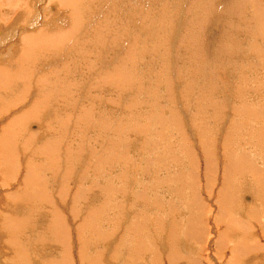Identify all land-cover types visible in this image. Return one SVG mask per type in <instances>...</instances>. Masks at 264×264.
<instances>
[{"label": "rangeland", "instance_id": "obj_1", "mask_svg": "<svg viewBox=\"0 0 264 264\" xmlns=\"http://www.w3.org/2000/svg\"><path fill=\"white\" fill-rule=\"evenodd\" d=\"M23 2L0 0V40L6 35V42L12 40V44L6 46V54L0 51V57H4L0 64L6 65H0V71L2 67L8 69V60L17 58L19 52L25 50L22 36L38 35L39 30H43L40 35L44 31L49 35L44 33L43 37L53 35L47 29L54 27L53 19L49 20V17L57 11V0ZM257 2L264 7V0H238V4L231 7L232 0H84L76 4L80 12L74 13V19L70 21L69 18L67 22L72 29L71 39H68V43H72L69 44V56L62 57L61 51H52L57 48L44 42L42 47H45L37 54L38 62L35 61L32 72L30 70L32 74L29 72L33 78L25 76V80L31 79L32 83L24 81L26 89L23 93H6L0 103V108L4 104L10 105L15 115H19L33 100L41 99L43 115L38 119H27L24 133H19L17 126L0 131V152L2 145H7V157L14 166L12 172L17 169L15 172H19L20 177L25 175L31 161L33 173H42L45 178L41 188L46 190L47 197L57 188L55 179L61 182L65 174L68 177L59 183L60 193L58 188L57 191L59 208L71 209L66 220L69 229L65 231L61 227L56 235H49V230L43 233L50 224L47 216L43 218L37 213L44 205L39 206L37 202L36 208L26 210L29 212L26 218L30 219L28 225L23 232L16 231L13 236L27 253L28 264H48L47 259L53 255L47 256L48 253L59 243L68 248L65 255L71 260L70 264H83L84 261L85 264H183V261L193 264L197 256H201V264L225 263L230 253L219 259L214 248L215 235L218 229L223 230L221 224V228L216 226L214 216L219 215L220 207L242 208L243 204H251L259 198V193L264 192L258 183L264 180V21L263 24L258 21L256 6L254 8ZM237 5L238 10L229 12V8ZM260 13L264 14L262 9ZM250 16L252 18L246 19ZM14 33L19 37L22 34L21 39ZM47 37L45 41L49 42ZM73 40L76 41L74 45ZM53 74L68 75V85L63 84L62 76H57L62 81L53 82V86L52 80L49 82ZM36 75L42 85L37 83ZM12 78L8 75V79ZM54 90L63 91L54 96L53 92H58ZM259 111L262 116H252ZM15 115H6V118ZM3 120L0 119V126ZM28 124L34 126V131ZM15 131L19 133L16 136ZM20 135L25 137L20 138ZM249 147L255 149L258 156H253ZM204 148L206 152L215 153L212 158L214 171L207 178L202 168L205 162L199 156L204 155L201 150ZM224 150L228 154L223 156ZM225 161L227 171L232 174L227 179L230 181L226 180L229 186L222 196L226 198L224 200L218 197L217 191L222 186V176H226L222 169ZM11 180L6 189L2 187L1 190L16 188V183ZM52 201L53 198L49 199L44 206L45 212L59 209ZM219 202L220 206L217 205ZM1 206L0 213H10L5 205ZM241 213L239 211V215ZM49 218L52 223L51 214ZM195 224L197 228L205 229L200 242L193 238L197 233L196 230L192 232ZM257 224L256 220L252 226L249 223L255 232ZM7 234H0V264H10L6 257L14 253L11 246L7 247L9 237L12 243L11 232L10 236ZM253 234L252 239L264 244V237L259 238L261 234L259 237L257 233ZM240 240V237L231 239L233 248L244 246V237ZM60 251L58 256L62 258L64 251ZM253 255L247 257L254 260L253 264L264 259V253ZM233 256L237 264H246V258L237 261L239 255Z\"/></svg>", "mask_w": 264, "mask_h": 264}, {"label": "bare ground", "instance_id": "obj_2", "mask_svg": "<svg viewBox=\"0 0 264 264\" xmlns=\"http://www.w3.org/2000/svg\"><path fill=\"white\" fill-rule=\"evenodd\" d=\"M24 1V0H23ZM23 1H20V0H17V3H23L24 4V2ZM42 1H45V0H42ZM84 0H57V4H56V6H57V11H56V13H52L51 14V17H49V20L50 19H53V23H54V27L53 28H49V29H47L49 32L48 33H51V34H53L51 37H47V40H49V42L48 41H45V39H46V37H43L44 35V33H46L45 31H44V33L42 34V35H40L41 33H42V31L41 30H39V33H37L36 32V34H38V35H33L32 36V34L30 35L31 37H24V36H22V38H23V41H24V44H25V50L24 51H20L19 52V54L17 55L18 57L17 58H12L11 60H8V62H9V65H7V67H8V69H5V67H2V71H0V103H1V101L3 100V98H2V96H5V94L6 93H8L9 94V92H14V91H18V93L20 92V94L21 93H23L24 92V89H26V84H27V81H31V79H29V80H25V76L26 77H32L33 78V76L34 75H30L29 74V72H30V70L32 69V67H33V63L35 62V61H37L36 59H38L39 57V55H37V54H39V49L40 48H44V47H42V45H44V42H46V44L48 45L49 43H51L50 45H52V47H56L57 49H55L54 50V48L52 49V51H56V50H58V53L60 52V53H62V54H60L62 57H65V56H69V54H70V52H68L71 48V46L69 45V44H72V43H68V39L70 38L71 39V30L72 29H70L69 28V25H67V22L69 21L68 19L70 18L71 20L70 21H72V19H74L73 18V15H74V13H78V12H80L79 10H78V8H77V5L76 4H79V3H82ZM207 1V0H206ZM252 1H254L255 2V0H252ZM238 2V0H232V3H230L229 4V7H231L232 5H234V4H236ZM16 3V5H15V7H17L18 6V4ZM41 3V2H40ZM48 3H49V1H48ZM205 3H207V2H205ZM241 3V2H240ZM259 2H257L255 5H254V8H255V6H256V8L255 9H257L256 11H257V17L259 18V22L261 21V24H263L262 22L264 21V14L263 13H260V9H262L263 10V12H264V7L262 6V5H260V4H258ZM42 4V3H41ZM238 4V3H237ZM251 4V3H250ZM61 5H62V7L64 8H61ZM207 5H208V3H207ZM210 5V4H209ZM260 5V6H259ZM20 6V5H19ZM23 6V5H22ZM22 6H20L19 8H21ZM44 6V5H43ZM83 6V5H82ZM39 7V6H38ZM37 7V9L39 10L40 8H38ZM52 7V6H51ZM78 7H80V6H78ZM121 7V6H120ZM23 8H24V6H23ZM17 10H18V8H16ZM37 9H35L36 11H37ZM52 9H54L53 7H52ZM80 9H81V7H80ZM238 10V5L237 6H235L234 8L232 7V9L231 8H229V12L230 11H232V10ZM20 10H22V9H20ZM41 10V9H40ZM39 10V11H40ZM226 10H227V8H226ZM251 10H252V8H251ZM84 12H85V10H83ZM130 11V10H129ZM19 12V11H18ZM83 12V13H84ZM39 13V12H38ZM36 14V13H35ZM57 14H59V15H57ZM56 15V16H55ZM83 15V14H82ZM87 15V14H86ZM180 15V14H179ZM250 15H252V14H250ZM38 16H39V14H38ZM253 16V15H252ZM84 17H85V15H84ZM2 18V17H1ZM11 18V17H10ZM20 18V17H19ZM90 18V17H89ZM246 18V17H245ZM250 18H252L251 16L250 17H247L246 19H250ZM4 19V18H3ZM101 19V18H100ZM128 19V18H127ZM200 19V18H199ZM8 20V19H7ZM6 20V21H7ZM12 21V20H11ZM256 21V20H255ZM258 21H256V22H258ZM8 22V21H7ZM36 22V21H35ZM34 22V23H35ZM39 22V21H38ZM43 22V21H42ZM51 22H52V20H51ZM248 22V21H247ZM258 22V23H259ZM33 23V22H32ZM40 23V22H39ZM39 23H37L36 25L37 26H35V29L38 27V24ZM87 24V23H86ZM233 24V23H232ZM246 24V23H245ZM260 24V25H261ZM16 25H18V23L16 24ZM22 25H24L23 23H22ZM30 25V24H29ZM33 25H35V24H33ZM247 25V24H246ZM21 26V25H20ZM75 26V25H74ZM73 26V27H74ZM237 26V25H236ZM244 26V25H243ZM252 26H254V25H252ZM34 27V26H33ZM151 27V26H150ZM232 27V26H231ZM248 27H249V25H248ZM259 27V26H258ZM17 28H19V27H17ZM179 28V27H178ZM242 28V27H241ZM245 28V27H244ZM256 28V27H255ZM262 28H264V24H263V27ZM6 29H8V28H6ZM12 29V28H11ZM11 29H10V32H11ZM14 29V28H13ZM16 29V28H15ZM15 29H14V31H15ZM35 29H33V32H34V30ZM44 29V28H43ZM261 29V28H260ZM17 30V29H16ZM22 30V29H21ZM46 30V29H45ZM77 30V29H76ZM95 30V29H94ZM263 30V29H262ZM18 31V30H17ZM31 31V30H30ZM41 31V32H40ZM83 31V30H82ZM242 31V30H241ZM9 32V31H8ZM7 32V33H8ZM13 32V31H12ZM12 32H11V34H12ZM25 32V31H24ZM185 32V31H184ZM245 32H246V30H245ZM22 33V32H21ZM98 33H99V31H98ZM195 33V32H194ZM252 33V32H251ZM259 33V32H258ZM263 33V32H262ZM9 34V33H8ZM47 34V33H46ZM45 34V35H46ZM75 34V33H74ZM120 34V33H119ZM1 35V34H0ZM14 35H16L17 36V33H14ZM22 35V34H21ZM21 35H20V37H21ZM48 35V34H47ZM102 35V34H101ZM2 36V35H1ZM8 36H10V35H8ZM13 36V35H12ZM15 36V37H16ZM49 36V35H48ZM104 36H105V34H104ZM254 36V35H253ZM6 37H7V35L5 36V37H3V38H1L2 40H0V51H2V53L4 54H6V51H7V47L10 45V44H12L11 42H12V40L11 41H7L6 42ZM11 37V36H10ZM17 37H19V36H17ZM16 37V38H17ZM19 37V38H20ZM83 37V36H82ZM109 37V36H108ZM12 38V37H11ZM80 38V37H79ZM78 38V39H79ZM84 38H87V36H84ZM101 38V37H100ZM102 38H104L103 37V35H102ZM113 38V37H112ZM182 38H183V36H182ZM256 38H258V37H256ZM9 38H7V40H8ZM21 39V38H20ZM75 39V38H74ZM77 39V40H78ZM82 39V38H81ZM216 39V38H215ZM18 40V39H17ZM84 40H86V39H84ZM102 40V39H101ZM100 40V41H101ZM73 41H75V40H73ZM81 41V40H80ZM245 41V40H244ZM17 42V41H16ZM48 42V43H47ZM82 42V41H81ZM256 42H257V40H256ZM76 43V41L73 43V45ZM96 43V42H95ZM93 44V43H92ZM7 46V47H6ZM12 46V45H11ZM10 46V47H11ZM41 46V47H40ZM49 46V45H48ZM79 46V45H78ZM18 47V46H17ZM51 48V47H50ZM73 48H74V46H73ZM10 49V48H9ZM18 49V48H17ZM47 49V48H46ZM87 49V48H86ZM42 50V49H41ZM45 50V49H44ZM81 50H83V48L81 49ZM215 50V49H214ZM255 50V49H254ZM48 51V50H47ZM52 51L50 52V50H49V53H51L52 54ZM85 52V51H84ZM41 53V52H40ZM45 53V52H44ZM56 53V52H55ZM88 53V52H87ZM16 54V53H15ZM43 54V53H42ZM51 54H50V56H51ZM53 54H54V52H53ZM44 55V54H43ZM43 55H40V56H42L43 58H44V56ZM59 55V54H58ZM75 55V54H74ZM76 55H77V53H76ZM82 55V54H81ZM2 56V55H1ZM55 56H56V54H55ZM12 57V56H11ZM47 57H48V55H47ZM52 57V56H51ZM78 57V56H77ZM54 58H58V57H54ZM54 58H53V60H54ZM3 59H4V57H0V62L1 61H3ZM223 59V58H222ZM67 60H68V58H67ZM77 60V59H76ZM7 61V60H6ZM49 61H50V59H49ZM55 61V60H54ZM114 61V60H113ZM25 62H26V65H25ZM38 62V61H37ZM65 62H68V61H65ZM75 62H77V61H75ZM50 63V62H49ZM54 64H55V62H53ZM61 63V62H60ZM62 63H64V60H63V62ZM61 63V64H62ZM2 64L3 63H1L0 65L2 66ZM54 64H52L53 66H56V65H54ZM105 64V63H104ZM5 64H3V66H4ZM106 65V64H105ZM216 65H217V63H216ZM1 66H0V70H1ZM6 66V65H5ZM63 67H64V65H62ZM61 66V67H62ZM66 66V65H65ZM69 66V65H68ZM36 67V66H35ZM57 67V66H56ZM62 67V68H63ZM70 67V66H69ZM69 67H67L66 66V68H69ZM34 68V67H33ZM61 68V69H62ZM65 68V67H64ZM63 68V69H64ZM260 68V67H259ZM37 69H39V68H37ZM54 69H57V68H55L54 67ZM62 69V70H63ZM71 69V68H70ZM242 69V68H241ZM35 70H36V68H35ZM35 70H33V72L35 71ZM41 70V69H40ZM40 70H38V71H40ZM48 70H50L51 71V69L49 68ZM58 70H59V67H58ZM67 70H69V69H67ZM66 70V71H67ZM37 71V70H36ZM113 71V70H112ZM31 72H32V70H31ZM30 72V73H31ZM49 72V71H48ZM47 72V74L49 75V73ZM56 72H57V70H56ZM71 72V71H70ZM69 72V73H70ZM89 72V71H88ZM38 73V72H37ZM52 73H54V71L52 72ZM52 73H50L51 75H52ZM57 73H59V72H57ZM62 73V72H61ZM29 74V75H28ZM32 74V73H31ZM63 74V73H62ZM65 74V73H64ZM68 74V73H67ZM8 75H12L13 76V78L12 79H8ZM39 75V74H38ZM38 75H36L37 77H38V81H37V83H39V84H41V81L39 80L40 78H39V76ZM69 75V74H68ZM68 75H66L67 77H68ZM61 77L60 75H56V74H53V78L52 79H49V82H51L50 80H52V84H53V82H57V80H59V79H61V78H59V79H57L58 77ZM66 76L65 75H63L62 77L65 79V81L67 80V79H69V77L68 78H66ZM40 77L41 78H44L45 79V76H41L40 75ZM47 77V76H46ZM50 78V77H49ZM62 78V79H63ZM16 79H21V80H16ZM44 79H42V82L44 81ZM47 79V78H46ZM48 80V79H47ZM24 81H26V84H23L24 83ZM60 81H62V80H59V82ZM65 81L63 80L62 82H64L63 84L65 85H68V82L66 81V83H65ZM48 82V81H47ZM30 83H32V81L30 82ZM38 84V85H39ZM49 84V83H48ZM52 84H50V86H52ZM42 85V84H41ZM57 85V84H56ZM34 86H35V84H34ZM44 86V85H43ZM45 86H47L46 84H45ZM44 86V87H45ZM53 86H54V84H53ZM10 87V88H9ZM15 87V88H14ZM40 87V86H39ZM35 88V87H34ZM37 88V87H36ZM42 88V86L40 87V89ZM46 88H49V87H46ZM45 89V88H44ZM51 89V88H50ZM49 89V90H50ZM187 89V88H186ZM36 90V89H35ZM42 90V89H41ZM83 90V89H82ZM23 91V92H22ZM45 91H47V90H45ZM54 91H58L57 93H55V92H53L54 94V96L55 95H57V94H59L61 91H63V90H54ZM32 92V91H31ZM44 92V91H43ZM50 92V95H52V93H51V91H49ZM26 93V92H25ZM69 93V92H68ZM14 94V93H13ZM47 94H48V91H47ZM221 94V93H220ZM33 95H35L34 94V92H33ZM41 95V94H40ZM38 96V97H41V98H43L42 96ZM65 95V94H64ZM16 96V95H15ZM46 96V95H45ZM71 96V95H70ZM64 97V96H63ZM17 98V97H16ZM56 98V97H55ZM252 98V97H251ZM48 99V98H47ZM9 100V99H8ZM58 100V99H57ZM60 100H62V99H60ZM66 100V99H65ZM57 102V101H56ZM260 102V101H259ZM7 103H8V101H7ZM9 103H11V102H9ZM19 103V102H18ZM17 103V105H19ZM198 103V102H197ZM53 104V103H52ZM69 104V103H68ZM15 105V104H14ZM23 105V104H22ZM22 105H21V107H22ZM55 105V104H54ZM64 105V104H63ZM236 105V104H235ZM52 106V105H51ZM192 106V105H191ZM257 106V105H256ZM44 107H45V105H44ZM195 107V106H194ZM14 108H16V106H14ZM24 108V107H23ZM46 108V107H45ZM54 108V107H53ZM61 108V107H60ZM11 109H13V107L11 106L10 107V105H3L1 108H0V119L1 118H3L4 120H3V124L0 126V131L1 132H4L5 130H6V128H9V127H11L12 128V126H17L19 129V133H24V131H25V129H27V127H26V120L28 119V121H29V118H31V119H33V118H35V119H38V118H40L43 114H41L42 112H41V99H39V100H33L31 103H30V107L26 110V111H23L21 114H16V115H18V116H16L15 115V112H13V110H11ZM20 109V108H19ZM55 109V108H54ZM260 110V109H259ZM63 111V110H62ZM241 111V110H240ZM253 111V110H252ZM256 111V110H255ZM52 113V112H51ZM66 113V112H65ZM159 113V112H158ZM252 113H254V112H252ZM261 112L259 111V112H257V113H254V114H252V116H262V114H260ZM15 115L13 118H10L9 117V119L7 120V118L6 117H8V116H6V115ZM46 114V113H45ZM44 114V115H45ZM49 114V113H48ZM53 114V113H52ZM48 116V115H47ZM51 116V114H49V117ZM161 116V115H160ZM170 116V115H169ZM229 116V115H228ZM231 116V115H230ZM53 117V116H52ZM260 118V117H259ZM43 119H45V117L43 118ZM42 119V120H43ZM59 119V118H58ZM257 119V118H256ZM164 120V119H163ZM46 121V120H45ZM49 121V120H48ZM59 121V120H58ZM6 122V124H4ZM232 122V121H231ZM230 122V123H231ZM233 122H234V120H233ZM260 122V121H259ZM28 123V122H27ZM49 123H51V122H49ZM169 123V122H168ZM244 123V122H243ZM31 124V123H30ZM234 124V123H233ZM29 125V124H28ZM43 125V124H42ZM231 125H232V123H231ZM256 125V124H255ZM45 127V126H44ZM231 127V126H230ZM14 128H16V127H14ZM29 129H31L32 131H34L33 129H34V126L33 125H29ZM52 129V128H51ZM14 130H16V129H13V131ZM46 130V129H45ZM44 130V131H45ZM55 130V129H54ZM17 131V130H16ZM15 131V135L14 136H16V135H18L19 133L18 132H16ZM20 131H22V132H20ZM29 131V130H28ZM42 131V130H41ZM40 131V132H41ZM51 131V130H50ZM53 131V130H52ZM254 131V130H253ZM9 133V132H8ZM30 133V132H29ZM11 134H12V132H11ZM41 134H43V133H41ZM45 134V133H44ZM256 134V133H255ZM264 134V133H263ZM13 135V134H12ZM262 135V134H261ZM260 135V136H261ZM22 136H24V135H20V138L22 137ZM32 136H34V135H32ZM32 136L30 137V139H32ZM7 137H9V136H7ZM12 137V136H11ZM10 137V138H11ZM25 137V136H24ZM23 137V138H24ZM45 137V136H44ZM264 137V136H263ZM263 137H261V138H263ZM260 137L258 138V139H261ZM35 139V136H34V138H33V140ZM38 139H40V138H38ZM37 139V140H38ZM264 140V139H263ZM16 141V140H15ZM35 141V140H34ZM40 141V140H39ZM38 141V142H39ZM182 141V140H181ZM22 142V141H21ZM0 143H2V141L0 142ZM28 143H29V141H28ZM32 143V142H31ZM50 143V142H49ZM256 143V142H255ZM257 143H259V142H257ZM54 144V143H53ZM262 144H263V141H262ZM32 145V144H31ZM35 145H39V144H35ZM6 146L7 145H2V147H1V152H0V164L2 165H0L1 167H0V174H2V176H0V201H1V205H5V208H7V211H9L10 213H0V232L2 231V233H0V234H2L3 236H5L4 234H6L7 232H8V236H10V232H11V235H12V243H10V237L8 238V240H6V241H8V243L9 244H7V242H5L6 244H7V247L8 246H11L13 249H14V253H13V256L10 254V255H8L7 257H6V259H7V262L9 261L10 262V264H28L29 262L26 260V258L28 257V255H27V253L25 252V251H23V249H22V246H18V245H20V244H17L14 240H13V236L15 235V232L16 231H19V232H23V229H24V227L26 226V225H28V223H29V220L30 219H27L26 218V215L27 214H29V212L27 211L26 212V210H32V209H34V208H36L37 206L35 205L37 202L39 203V206L41 205V203H44V205L42 206V207H40V208H42L41 210H39L37 213H41V217H43V218H45L46 216H47V219H48V225L50 224V226L48 227L49 229H50V227H52V229H54V230H57L58 231V229L60 230V229H62L61 227H63L64 228V230L66 231L67 229H69V226H68V224H66V220L68 219V216H69V214H70V210L71 209H68V208H59L60 207V204H58V202H59V198H58V194L60 193V189H61V187H59V186H61V184H62V180L64 179L65 181L68 179V177L66 176V174H65V177L67 178V179H65V177H63V179H61V182H58V180L57 179H55V182H54V185L58 188V191H59V193H58V191H57V188H56V190L55 191H53L54 192V194L53 193H51V192H49V197H47L46 196V190L45 189H43V188H41V185H42V183H43V179H45L44 178V176H43V174L41 173H39L38 175L37 174H35V173H33V171H32V168H33V165L31 164L32 162L30 161V159H28L29 161H30V163H29V165H27L28 164V162H27V170L25 171V175H21V177L19 176V172H12V170H14V166H13V164H12V162L10 161V159L7 157V151L5 150V148H6ZM36 146V147H37ZM218 146V145H217ZM158 147V146H157ZM30 148V147H29ZM57 148V147H56ZM98 148V147H97ZM261 148V147H260ZM206 148H204V149H201L202 150V152L204 153V155L203 154H199V156H201L202 157V161H204L205 163H204V165H202V168H204V172H205V178H207L208 176H210L211 177V174H212V171H214L213 170V164H214V159H212L213 158V153H211V151H204ZM233 149H237V148H233ZM13 150H15V149H13ZM200 150V149H199ZM199 150H198V152H199ZM200 150V151H201ZM249 151H250V153H252L253 154V156H258V154H256V150L255 149H253V150H251L250 149V147H249V149H248ZM31 151V150H30ZM29 151V152H30ZM36 151V150H35ZM52 151V150H51ZM220 151V150H219ZM234 151V150H233ZM20 152V151H19ZM33 152V151H32ZM150 152H152V151H150ZM22 153V152H21ZM35 153V152H34ZM34 153H33V156H34ZM39 153V152H38ZM46 154V153H45ZM49 154H50V152H49ZM195 154V153H194ZM215 154V153H214ZM224 154H228L225 150L223 151V153H222V155L224 156ZM26 155V154H25ZM32 155V154H31ZM36 155V154H35ZM47 155V154H46ZM51 155H52V153H51ZM50 155V156H51ZM56 155V154H55ZM198 155V154H197ZM50 156H49V158L46 156V158H48V159H50ZM230 156H233L234 157V155L233 154H231ZM36 157V156H35ZM197 157V156H196ZM264 157V156H263ZM52 158V157H51ZM54 158V157H53ZM236 158H240V157H236ZM257 158V157H256ZM45 159V158H44ZM94 159V158H93ZM97 159V158H96ZM216 159H217V157H216ZM258 159V158H257ZM52 160V159H51ZM20 161V160H19ZM36 161V160H35ZM153 161V160H152ZM198 161V160H197ZM6 162H8V163H6ZM196 162V161H195ZM199 163H200V161H198ZM218 162V161H217ZM233 162H234V159H233ZM26 163V162H25ZM48 163H49V161H48ZM152 163V162H151ZM197 163V162H196ZM194 164V163H193ZM219 164H220V162H219ZM218 164V165H219ZM227 164V162L225 161L224 162V167L222 168L223 170H225V172H226V176H222L223 178H222V186H221V188H219L218 189V197L220 198V197H222L223 195H224V192L227 190L226 188H227V186H229V184H227L226 183V180L230 177V175L232 174V172H228L227 171V169H228V165H226ZM19 165V164H18ZM24 165V164H23ZM25 165V166H26ZM52 165V164H51ZM35 166V165H34ZM53 166V165H52ZM156 166V165H155ZM260 166V165H259ZM188 167V166H187ZM255 167V166H254ZM15 168H17V167H15ZM157 168V167H156ZM193 168H196V167H193ZM250 168V167H249ZM253 168V167H252ZM35 169V168H34ZM221 169V170H222ZM243 169H244V167H243ZM246 169V168H245ZM244 169V170H245ZM257 169H259L258 167H257ZM151 170V169H150ZM256 170V169H255ZM46 171V170H45ZM250 171V170H249ZM264 171V170H263ZM36 172V171H35ZM42 172V171H41ZM151 172H153V169L151 170ZM185 172V171H184ZM191 171H189V173H190ZM203 172V173H204ZM256 172V171H255ZM18 173V174H17ZM45 173V172H44ZM49 173V172H48ZM251 173H253L252 171H250V174ZM256 173H259V172H256ZM262 173V172H261ZM11 174L13 175V176H11ZM24 174V173H23ZM34 174V175H33ZM52 174H54L53 172H52ZM221 174V173H220ZM219 174V175H220ZM248 174V173H247ZM51 175V174H50ZM64 175V174H63ZM74 175V174H73ZM187 175V174H186ZM255 175V174H254ZM47 176V175H46ZM51 176H53V175H51ZM195 176V175H194ZM233 176V175H232ZM47 177H49V175L47 176ZM150 177H151V174H150ZM183 177H185V176H183ZM258 177V176H257ZM260 177V176H259ZM51 178V177H50ZM157 178V177H156ZM262 178V177H261ZM12 179V180H11ZM155 179V178H154ZM219 179H220V177H219ZM263 179V178H262ZM9 180H11V181H13V184L14 183H16V188L14 189H7L8 191H3V190H5L6 188V186L8 185V182H9ZM99 180V179H98ZM205 180V179H204ZM41 181V182H40ZM51 181H52V179H51ZM64 181V182H65ZM230 181V180H229ZM228 180H227V182H229ZM250 181V180H249ZM48 182V180L46 181V183ZM81 182V181H80ZM101 182V181H100ZM248 182V181H247ZM45 183V182H44ZM59 183H61V184H59ZM153 183H154V185H155V182L153 181ZM258 183L261 185V188L263 187L264 188V180H263V183L261 182V181H258ZM12 184V185H13ZM82 184V183H81ZM80 184V185H81ZM251 183H249V185H250ZM10 185V184H9ZM64 185V184H63ZM153 185V186H154ZM204 185H205V182H204ZM15 186V185H14ZM46 186H48V185H46ZM50 186V185H49ZM55 186H54V189H55ZM82 186H84V185H82ZM82 186H81V188H82ZM206 186V185H205ZM2 187H4L5 189H3V190H1L2 189ZM10 187V186H9ZM103 187V186H102ZM223 187V188H222ZM251 187H252V184H251ZM47 188H49V187H47ZM100 188V187H99ZM207 188H209V187H207ZM102 189V188H101ZM247 189V188H246ZM52 190V189H51ZM209 190V189H208ZM210 190H213L212 188H210ZM69 191V190H68ZM81 191V190H80ZM106 191V190H105ZM247 191V190H246ZM57 194H56V193ZM128 192V191H127ZM209 192V191H208ZM26 193H28V194H26ZM48 193V192H47ZM152 193V192H151ZM154 193V192H153ZM74 194H76V193H74ZM227 194V193H226ZM61 195V194H60ZM59 195V196H60ZM72 195V194H71ZM174 195V194H173ZM221 195V196H220ZM259 198L258 199H256V201H254V202H252L251 204H243V207L242 208H238V209H236V210H234V208L231 210V209H229V207L227 206L226 208H219L218 209V211H219V215H215L214 217H215V223H216V226L218 227H220V224L222 225V227H223V230H220V229H218V234H216L215 235V238H214V241H213V243H214V248H215V251H216V253H217V255L219 256V259L220 258H223L222 256H226V254H229L230 253V255H229V257H227V259L225 260V263L224 264H237L236 262H235V259L233 258L234 256L233 255H235V257H236V255H239L238 257H236L237 258V261H239V259H244V258H246V264H253V262H254V260L252 259V258H247V257H251V256H254L253 254L254 253H257L258 252V255H259V253H264V244H262L261 242H259V240L257 241L256 239H252V237L254 236V234L253 233H257V237H259V234H261V236L259 237V238H263L264 237V220H263V217H264V208H260V207H257V205L259 206H264V199H263V196H264V192L262 191V193H259ZM53 198V203H55V204H58V208L59 209H56V208H52V210H51V208H50V210L51 211H49V213L48 212H45V210H46V208L44 207L45 205L47 206V203L49 202V199H52L51 197ZM63 196V195H62ZM62 196H61V198H62ZM84 196V195H83ZM153 196V195H152ZM155 196V195H154ZM164 196H166V195H164ZM249 196V195H248ZM170 197V196H169ZM176 197V196H175ZM186 197V196H185ZM208 197V196H207ZM91 198V197H90ZM115 198V197H114ZM24 199H27V200H24ZM156 199V201H157V197L155 198ZM163 200L165 199V198H162ZM222 199H226V198H224V197H222ZM67 200V199H66ZM75 200V199H74ZM162 200V201H163ZM194 200V199H193ZM192 200V201H193ZM211 200V199H210ZM209 200V201H210ZM80 202V201H79ZM169 202H171V201H169ZM4 203V204H3ZM51 203V202H50ZM68 203V202H67ZM255 203V204H254ZM199 204V203H198ZM0 205V206H1ZM77 205V204H76ZM135 205V204H134ZM168 205V204H167ZM197 205V204H196ZM217 205L218 206H220V202L219 203H217ZM229 205V204H228ZM56 206V205H55ZM165 206H166V204H165ZM164 206V207H165ZM2 207V206H1ZM72 207V206H71ZM70 207V208H71ZM74 207V206H73ZM88 207V206H87ZM130 207V206H129ZM193 207V206H192ZM197 207V206H196ZM247 207L249 208L248 210H247ZM39 208V209H40ZM78 208V207H77ZM81 208H83V207H81ZM134 208V207H133ZM186 209V208H185ZM59 210H62L63 211V213H61ZM136 210V209H135ZM197 210H198V208H197ZM238 210V211H237ZM3 211H4V209H3ZM239 211H242V213H241V215H239ZM203 212V211H202ZM255 212L257 213V214H255ZM33 214L34 213H36V212H32ZM42 213H44L45 215H42ZM69 213V214H68ZM49 214H51V216H53V220H52V223L51 222H49V219H51V218H49ZM208 214V213H207ZM237 214V215H236ZM253 214V217H251L250 215H252ZM19 215V216H18ZM78 215V214H77ZM81 215V214H80ZM239 215V216H238ZM16 216H18V217H16ZM182 216H184V215H182ZM235 216H237L238 218H245V219H235ZM31 217V216H30ZM60 217V218H59ZM85 218V214L81 217L82 219H84ZM87 217V216H86ZM232 217V218H231ZM236 217V218H237ZM43 218H42V220H43ZM74 218V217H73ZM206 218V217H205ZM203 219V218H202ZM207 219V218H206ZM212 219V218H211ZM86 220V219H85ZM85 220H84V222H85ZM242 220V221H241ZM254 220H256L257 221V231L255 232V230H254V228H251L250 227V225L252 226V222H254ZM201 221V220H200ZM208 221L206 220V223H207ZM250 223V225H249V223ZM79 224H82V223H79ZM78 225V224H77ZM115 225V224H114ZM196 225V224H195ZM194 225V226H195ZM207 225V224H206ZM2 226H5V228H2ZM80 226V225H79ZM255 225H253V227H254ZM152 227V226H151ZM185 227V226H184ZM204 227H205V225H204ZM210 227V226H209ZM209 227H208V229H209ZM18 228H19V230H18ZM72 228V227H71ZM199 228V229H198ZM197 228V225L195 226V227H193V229H192V232H193V230H196L197 231V233H196V236L195 237H193V238H195V240L196 241H198V242H200V240H202L201 238H202V233H203V229L204 228H202V226L201 227H198ZM221 228V227H220ZM5 229H6V233H5ZM27 229V228H26ZM77 230V229H76ZM205 230V229H204ZM212 230V229H211ZM215 231H217V229H215ZM73 232V231H72ZM4 233V234H3ZM69 233V232H68ZM195 233V232H194ZM29 234V233H28ZM191 234V233H190ZM205 234V233H204ZM210 234V233H209ZM202 235V236H201ZM189 236V235H188ZM207 236H208V234H207ZM239 237L241 238V240H242V237H244V240H242L243 242V245L244 246H241V247H237V248H233V246H232V242H234V241H231V239L232 238H238L239 239ZM183 238V237H182ZM256 238V237H255ZM259 238H257V239H259ZM212 239V238H211ZM74 240V239H73ZM182 240V239H181ZM240 240V241H241ZM38 241V240H37ZM60 241V240H59ZM107 241V240H106ZM196 241H194L195 243H196ZM69 242V241H68ZM75 242V241H74ZM230 242H231V244H230ZM253 242V243H252ZM111 243V242H110ZM109 243V244H110ZM188 243V242H187ZM241 243V242H240ZM245 243L246 244H248V245H246L245 246ZM72 244V243H71ZM229 244L231 245V247L232 248H230L229 247ZM250 244V245H249ZM75 245V244H74ZM73 245V246H74ZM234 245V244H233ZM236 245V244H235ZM104 246V245H103ZM184 246V245H183ZM6 247V246H5ZM70 247V246H69ZM75 247V246H74ZM108 247V246H107ZM190 247V246H189ZM30 248H32V247H30ZM52 248V247H51ZM105 248H106V246H105ZM109 248V247H108ZM107 248V249H108ZM191 248V247H190ZM193 248H194V246H193ZM68 248L66 247V246H64V244L63 243H59L58 244V246L57 245H55L54 247H53V251H50L49 253H48V255L47 256H51L52 254V256L51 257H49L47 260H49V263L48 264H70V261L69 260H67L66 259V255H65V250H67ZM74 249V248H73ZM186 249H188V248H185V250ZM5 250V249H4ZM11 250V249H10ZM18 250H19V252H18ZM47 250V249H46ZM45 250V251H46ZM60 250H63L64 251V255L62 256V258H60L58 255L60 254L61 255V251ZM91 250V249H90ZM110 250V249H109ZM190 250V249H189ZM194 250H195V248H194ZM13 251V250H12ZM27 251V250H26ZM36 251V250H35ZM62 251V252H63ZM27 252H29V251H27ZM39 252V251H38ZM54 252V253H53ZM78 252V251H77ZM111 252V251H110ZM9 253H11L10 251H9ZM89 253V252H88ZM109 253V252H108ZM38 254V253H37ZM81 254V253H80ZM34 255H35V253H34ZM34 255H32V256H34ZM44 255L46 256V253H44ZM12 256V257H11ZM30 256V255H29ZM31 256V257H32ZM46 256V257H47ZM83 256V255H82ZM105 256H107V255H105ZM184 256H185V254H184ZM3 257V256H2ZM35 257V256H34ZM70 257V256H69ZM78 257H79V255H78ZM104 257V256H103ZM190 258V257H189ZM200 258H201V256L200 257H198L197 256V261H195L194 263H200ZM226 258V257H225ZM233 258V259H232ZM15 259H16V262H15ZM28 259H30V257L28 258ZM72 259V258H71ZM105 259V258H104ZM183 259V258H182ZM187 259V258H186ZM5 260V259H4ZM33 260V259H32ZM31 260V261H32ZM46 260V261H47ZM93 260V259H92ZM96 260V259H95ZM166 260V259H165ZM249 260V261H248ZM264 259H261L260 260V262H259V264H264V263H262V262H264L263 261ZM170 262V261H169ZM43 264H46L47 262H42ZM80 263V262H79ZM104 263V262H103ZM180 263V262H179ZM193 263V264H194ZM255 263V262H254ZM2 264V263H1ZM3 264H5V263H3ZM30 264H33V263H30ZM39 264H41V262H39ZM71 264H72V262H71ZM83 264H85V261H84V263ZM87 264H89V263H87ZM96 264H100V263H96ZM148 264V263H147ZM151 264V263H150ZM183 264H185L184 263V261H183ZM201 264V263H200ZM238 264H241V263H238ZM245 264V263H244Z\"/></svg>", "mask_w": 264, "mask_h": 264}, {"label": "crops", "instance_id": "obj_3", "mask_svg": "<svg viewBox=\"0 0 264 264\" xmlns=\"http://www.w3.org/2000/svg\"><path fill=\"white\" fill-rule=\"evenodd\" d=\"M47 230H49V235H56L59 232L57 230L52 229V227H50V229L49 228H44L43 233L46 232ZM50 241H52V240H50Z\"/></svg>", "mask_w": 264, "mask_h": 264}]
</instances>
